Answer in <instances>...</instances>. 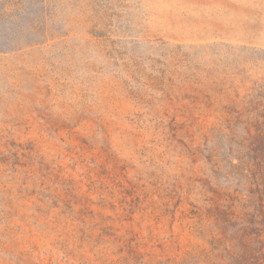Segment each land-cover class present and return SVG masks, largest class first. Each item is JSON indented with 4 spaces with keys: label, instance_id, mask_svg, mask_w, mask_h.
<instances>
[{
    "label": "rangeland",
    "instance_id": "obj_1",
    "mask_svg": "<svg viewBox=\"0 0 264 264\" xmlns=\"http://www.w3.org/2000/svg\"><path fill=\"white\" fill-rule=\"evenodd\" d=\"M263 81L264 0H0V264H264Z\"/></svg>",
    "mask_w": 264,
    "mask_h": 264
},
{
    "label": "trees",
    "instance_id": "obj_2",
    "mask_svg": "<svg viewBox=\"0 0 264 264\" xmlns=\"http://www.w3.org/2000/svg\"><path fill=\"white\" fill-rule=\"evenodd\" d=\"M225 110L229 125L259 127L264 130V81L253 82L247 93L239 100H231Z\"/></svg>",
    "mask_w": 264,
    "mask_h": 264
}]
</instances>
